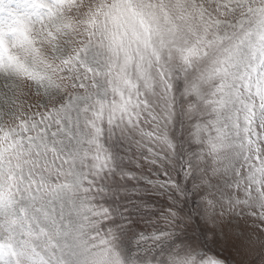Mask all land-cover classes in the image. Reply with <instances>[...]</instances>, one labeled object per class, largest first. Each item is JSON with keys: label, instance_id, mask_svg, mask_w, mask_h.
Segmentation results:
<instances>
[{"label": "snow or ice", "instance_id": "snow-or-ice-1", "mask_svg": "<svg viewBox=\"0 0 264 264\" xmlns=\"http://www.w3.org/2000/svg\"><path fill=\"white\" fill-rule=\"evenodd\" d=\"M0 264H264V0H0Z\"/></svg>", "mask_w": 264, "mask_h": 264}]
</instances>
